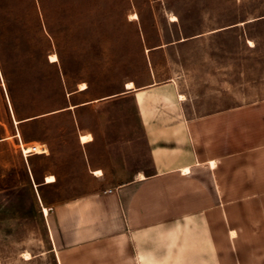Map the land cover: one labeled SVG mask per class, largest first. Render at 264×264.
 I'll list each match as a JSON object with an SVG mask.
<instances>
[{"label":"crops","instance_id":"obj_1","mask_svg":"<svg viewBox=\"0 0 264 264\" xmlns=\"http://www.w3.org/2000/svg\"><path fill=\"white\" fill-rule=\"evenodd\" d=\"M157 3L152 21L141 20L143 82L130 75L109 89L81 81L67 87L65 106L51 112L73 115L71 136L90 191L48 205L49 251L57 264H264L257 237L243 251L233 199L241 194L239 172L246 178L259 167L264 172V99L201 114L191 99L218 97L219 70L226 85L233 69L257 65L248 64V52L260 51L264 36L249 26H264V14L193 32L170 0ZM162 4L169 9L163 15ZM236 36L232 47L229 38ZM131 81L135 86L127 88ZM87 134L91 139L82 141ZM43 143L49 147L43 154H58L65 169L77 164L52 142H37ZM52 174L57 180L47 182ZM33 180L41 191L80 188L71 169ZM259 193L264 187L248 194Z\"/></svg>","mask_w":264,"mask_h":264},{"label":"rangeland","instance_id":"obj_2","mask_svg":"<svg viewBox=\"0 0 264 264\" xmlns=\"http://www.w3.org/2000/svg\"><path fill=\"white\" fill-rule=\"evenodd\" d=\"M157 2L0 0V264H57L49 251L52 237L45 229L46 216L50 220L51 216L40 211L39 192L48 206L90 188L84 186L89 184L81 174L83 165L76 158L78 150L71 136L75 131L73 115L51 112L65 106L67 87L81 81L109 89L124 83L130 75L143 82L141 20L152 21V5ZM169 6L170 10L175 6L187 29L193 32L264 14V0H170ZM160 10L163 15L169 9L162 4ZM132 12L140 18H129ZM168 28L173 30L172 26ZM249 29L252 35L264 36L263 25ZM237 38H229L232 47ZM53 53L59 55L58 62L51 60ZM248 64L254 66L233 69L226 85L224 70H219L222 74L218 77V97L191 98L194 111L201 114L263 100L264 37L260 51L248 52ZM43 114L47 115L25 120ZM19 131L24 143L50 141L57 153L66 151L72 157L70 161L77 164L65 169L61 164L64 159L58 154H34L25 160L15 136ZM55 169L76 172L80 188L55 185L41 191L34 185L33 179L39 181ZM254 171L253 178L239 172L241 194L233 198L240 206L239 235L244 252L250 251L251 236L264 245V194H248L264 187V172L260 167ZM28 251L34 257L25 260Z\"/></svg>","mask_w":264,"mask_h":264},{"label":"bare ground","instance_id":"obj_3","mask_svg":"<svg viewBox=\"0 0 264 264\" xmlns=\"http://www.w3.org/2000/svg\"><path fill=\"white\" fill-rule=\"evenodd\" d=\"M170 17H172V19L175 20V22H176V20H178V17H176L173 14ZM129 18H131L132 20H136V19H139L140 17H139V14L137 12H132L129 15ZM59 59H60V57L56 53L51 54V60L53 62H58ZM126 86H127V88H131V87H134L135 86V83H134V81H131V82H128L126 84ZM87 87H88V84L86 82H83V83L80 84V88H87ZM181 97H182V99H184L185 98V95H182ZM89 139H91V135H88L87 134V135H83L81 140L86 142ZM46 180H47V182H55L57 179H56L55 175L52 174V175H48L47 178H46ZM43 212L46 215H49V213H50L49 207L45 205L43 207ZM232 235L233 236H236L237 235V232L236 231H232ZM33 257H34V255L30 251L26 252L25 255H24L25 260L32 259Z\"/></svg>","mask_w":264,"mask_h":264},{"label":"built area","instance_id":"obj_4","mask_svg":"<svg viewBox=\"0 0 264 264\" xmlns=\"http://www.w3.org/2000/svg\"><path fill=\"white\" fill-rule=\"evenodd\" d=\"M20 145H21V151H22V154L25 160L28 159V157L32 154H43V153L49 152V147L47 144H44V143L43 144L35 143L34 145L33 144L28 145L26 143L24 144L21 137H20ZM51 210H52V207H50V211Z\"/></svg>","mask_w":264,"mask_h":264}]
</instances>
